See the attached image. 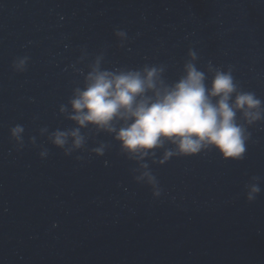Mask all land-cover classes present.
I'll list each match as a JSON object with an SVG mask.
<instances>
[{
    "label": "water",
    "instance_id": "95a60500",
    "mask_svg": "<svg viewBox=\"0 0 264 264\" xmlns=\"http://www.w3.org/2000/svg\"><path fill=\"white\" fill-rule=\"evenodd\" d=\"M189 61L232 66L264 101V0H0V264H264V120L246 125L242 160L209 149L164 162L171 144L127 154L71 119L97 63L161 67L171 83ZM77 128L79 148L53 143ZM149 169L156 186L137 179Z\"/></svg>",
    "mask_w": 264,
    "mask_h": 264
},
{
    "label": "clouds",
    "instance_id": "9594fccd",
    "mask_svg": "<svg viewBox=\"0 0 264 264\" xmlns=\"http://www.w3.org/2000/svg\"><path fill=\"white\" fill-rule=\"evenodd\" d=\"M116 35L124 37L126 32L118 30ZM189 55L196 59L194 51L190 50ZM26 59H20L14 67L23 70ZM162 72L163 68L149 65L102 70L97 63L85 77L84 87L75 89L70 101L74 109L71 119L82 127L91 124L114 133L127 154L148 156L167 143L174 147L165 149L164 162L174 156L200 155L209 149L218 151L224 159H244L251 136L246 125L264 120V101L255 92L241 88L233 67L225 70L210 66L206 71L189 61L183 75L171 83L162 78ZM24 132L20 124L10 129L17 141H22ZM69 136L74 137L77 148L84 143L79 128L57 130L53 143L64 147ZM94 151L104 155L103 146ZM143 167L148 169L147 164ZM137 179L158 184L150 169ZM247 187V200L255 201L262 191L260 184ZM155 195L159 196L160 191Z\"/></svg>",
    "mask_w": 264,
    "mask_h": 264
}]
</instances>
